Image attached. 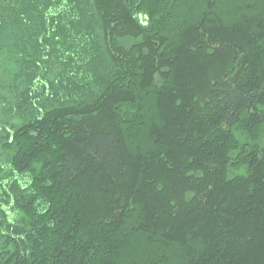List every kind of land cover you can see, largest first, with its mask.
<instances>
[{"label": "trees", "instance_id": "trees-1", "mask_svg": "<svg viewBox=\"0 0 264 264\" xmlns=\"http://www.w3.org/2000/svg\"><path fill=\"white\" fill-rule=\"evenodd\" d=\"M0 264H264V0H0Z\"/></svg>", "mask_w": 264, "mask_h": 264}]
</instances>
